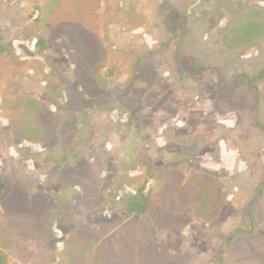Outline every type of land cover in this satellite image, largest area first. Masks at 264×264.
Listing matches in <instances>:
<instances>
[{"label": "rangeland", "instance_id": "1", "mask_svg": "<svg viewBox=\"0 0 264 264\" xmlns=\"http://www.w3.org/2000/svg\"><path fill=\"white\" fill-rule=\"evenodd\" d=\"M0 249L264 264V0H0Z\"/></svg>", "mask_w": 264, "mask_h": 264}, {"label": "trees", "instance_id": "2", "mask_svg": "<svg viewBox=\"0 0 264 264\" xmlns=\"http://www.w3.org/2000/svg\"><path fill=\"white\" fill-rule=\"evenodd\" d=\"M40 44L44 45L43 39H40ZM151 204V196L145 193L144 187L138 188L133 194L128 195L125 204V214L128 217L145 215ZM7 255L0 249V264H5Z\"/></svg>", "mask_w": 264, "mask_h": 264}]
</instances>
